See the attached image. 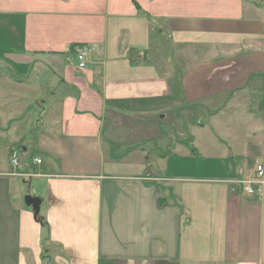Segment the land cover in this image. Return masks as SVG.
<instances>
[{
  "label": "crops",
  "instance_id": "0c3cea01",
  "mask_svg": "<svg viewBox=\"0 0 264 264\" xmlns=\"http://www.w3.org/2000/svg\"><path fill=\"white\" fill-rule=\"evenodd\" d=\"M199 113L222 133L199 143ZM236 121L245 151L224 131ZM251 149L264 153V0H0V264L49 256L24 170L52 264H264V185L239 183Z\"/></svg>",
  "mask_w": 264,
  "mask_h": 264
},
{
  "label": "rangeland",
  "instance_id": "374dc122",
  "mask_svg": "<svg viewBox=\"0 0 264 264\" xmlns=\"http://www.w3.org/2000/svg\"><path fill=\"white\" fill-rule=\"evenodd\" d=\"M201 107H198V111H199V109H200ZM21 109H23L22 107H21ZM9 110H10V108H9ZM185 109H182L181 110V112L180 113H182L183 111H184ZM193 111V110H192ZM200 112V111H199ZM204 112H206V111H204ZM194 114V113H193ZM13 115H14V113H13ZM12 115V116H13ZM195 115V114H194ZM194 115H192V116H194ZM208 115V114H207ZM207 115H206V113H199L198 114V116H197V118H202V119H204L203 121H201L200 123H198V125H200V124H204V122H205V124L207 125L208 124V126L207 127H205L203 130H197V138L199 139V143L201 142V141H206V134H207V132H211V135L212 136H215V128H217V130L219 131L218 133H222V130H220L219 128H218V126L220 125V123L219 122H217L216 120H210V118H207ZM14 116H19V111H16V114L14 115ZM23 119V118H22ZM22 119H21V117H18V118H16V122L17 123H20L21 121H22ZM210 121V122H209ZM225 122H227L228 123V121H229V119H225L224 120ZM233 125V128H229V129H227V128H225V132H228V133H230L231 135H237L236 136V138L237 139H239L240 138V133H242L243 131H245L246 130V126H247V124H245V123H241V122H239V121H236L234 124H232ZM29 126H30V123H27V122H24V123H22V128H21V130L22 131H27L28 130V128H29ZM36 126H37V124H35L34 125V128H36ZM19 131H20V129H19ZM237 132H239L238 134H237ZM231 136H229V138H230ZM219 140H221V139H219ZM222 141H224V140H222ZM232 140H230V142H231ZM242 142H243V139L242 138H240V140H238V143H239V148H240V150L241 151H245V149H244V146L242 145ZM16 147L14 148L15 149V151H14V153L12 154V155H10L9 156V165H10V163H11V160L13 159V157H15V156H17V157H19V159L21 160L23 157V153H22V148L23 147H26V145H24V141H17L16 142ZM230 153V152H229ZM25 154V153H24ZM231 155L232 154H229V159L230 158H232L231 157ZM261 156H264V153L261 151V150H256V149H251L250 150V152H248V154L246 155V156H243L244 158L243 159H245V160H248V162H249V164H248V168H250V169H252L253 167H254V169H256V164H255V161H256V159H258V158H260ZM25 158V157H24ZM26 161H32L31 160V157L28 155V158H26L25 159ZM253 164H254V166H253ZM25 171V170H24ZM24 171H17V172H19V173H21L22 172V174H23V172ZM22 174H20V175H18L16 178H18L17 180H18V182H19V184H20V186H21V188H22V191H23V185H24V191L25 192H27V194H30L31 196H33V197H37V195L38 194H40V192H39V190H38V185H39V183L37 182V180H34V181H32V179H31V181H30V184L27 186L26 184H23V181L21 180V178H23L24 176L22 175ZM166 186H168V185H166L164 182H162L161 183V187H164L165 189H164V192H165V194H168V191H167V188H166ZM27 187H28V189H27ZM40 212H41V210H40ZM39 212V213H40ZM39 215V214H38ZM41 225V224H40ZM53 254H54V256L56 257V251H54V252H52ZM59 254V253H58ZM49 256L47 257V261H46V263L45 264H52V262L50 261V259L52 258L51 257V252L48 254ZM53 256V257H54ZM51 257V258H50Z\"/></svg>",
  "mask_w": 264,
  "mask_h": 264
},
{
  "label": "built area",
  "instance_id": "2783aa9c",
  "mask_svg": "<svg viewBox=\"0 0 264 264\" xmlns=\"http://www.w3.org/2000/svg\"><path fill=\"white\" fill-rule=\"evenodd\" d=\"M76 58L79 62V66L81 68L86 66V62H87V58L90 52V48L88 46V44H77L75 45V49H74ZM35 163L36 164H40L41 163V159H35ZM11 164L12 167L16 170L20 169L22 170L23 167L21 165V160L19 159V157L15 156L13 157V159L11 160ZM254 176L250 179H245L240 181L239 183H242L244 190L248 193V194H255V193H261L262 191V186L264 185V169L262 165H257L255 172H254ZM32 175V174H30Z\"/></svg>",
  "mask_w": 264,
  "mask_h": 264
},
{
  "label": "trees",
  "instance_id": "16d2710c",
  "mask_svg": "<svg viewBox=\"0 0 264 264\" xmlns=\"http://www.w3.org/2000/svg\"><path fill=\"white\" fill-rule=\"evenodd\" d=\"M75 49V45L72 46V51H74ZM182 143H184L186 146H188L190 148V150L194 153V154H197V150L195 148V146L191 143V141H182ZM30 157L32 158V154L30 155ZM163 190L165 189L164 187H162ZM167 188V187H166ZM36 220L41 224V228H42V245H43V250H44V253H43V257L47 256L49 254V251H50V243H51V240H50V227H49V224L46 220V218L41 214L39 213V215L36 217Z\"/></svg>",
  "mask_w": 264,
  "mask_h": 264
},
{
  "label": "water",
  "instance_id": "95a60500",
  "mask_svg": "<svg viewBox=\"0 0 264 264\" xmlns=\"http://www.w3.org/2000/svg\"><path fill=\"white\" fill-rule=\"evenodd\" d=\"M25 203L32 206L36 218L41 210L42 200L39 197H33L30 194H27L25 196Z\"/></svg>",
  "mask_w": 264,
  "mask_h": 264
}]
</instances>
